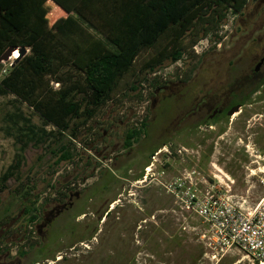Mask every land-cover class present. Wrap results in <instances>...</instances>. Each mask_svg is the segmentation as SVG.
I'll list each match as a JSON object with an SVG mask.
<instances>
[{"label": "rangeland", "instance_id": "1", "mask_svg": "<svg viewBox=\"0 0 264 264\" xmlns=\"http://www.w3.org/2000/svg\"><path fill=\"white\" fill-rule=\"evenodd\" d=\"M247 1L242 16L229 10L208 34L200 31L195 37L173 30L142 52L130 74L119 82L112 101L92 120L72 122L79 129L75 138L68 131L64 138L55 135L45 144H29L20 172L0 192V263L213 264L206 257L207 226L181 213L160 183L200 174L229 188L239 205L264 204V96H254L243 113L234 114L226 134L211 124L190 129L194 120L178 127V106L184 102L179 94L187 90L158 104L152 102L159 85L180 76L197 77L184 97L192 100L204 83L229 75L234 42L227 44V57L221 46L240 29L239 18L244 19L259 0ZM112 4L84 0L77 13L115 33L120 21L109 14ZM54 9L61 15L45 30L67 16ZM100 9L105 11L103 18ZM203 26L199 23L198 28ZM118 31L120 37L124 30ZM177 47L183 50L177 63L163 59ZM51 87L59 89L60 84L53 82ZM15 108L37 127L46 126L15 96L0 97V176L20 152L21 143L6 133L3 121ZM134 129H140L141 135L126 148V136ZM46 131L56 130L47 126ZM62 144L72 154L70 161L58 162L60 155L53 154ZM33 216L37 218L31 222ZM217 264L253 263L244 253L234 252Z\"/></svg>", "mask_w": 264, "mask_h": 264}, {"label": "trees", "instance_id": "2", "mask_svg": "<svg viewBox=\"0 0 264 264\" xmlns=\"http://www.w3.org/2000/svg\"><path fill=\"white\" fill-rule=\"evenodd\" d=\"M80 1L84 0L0 2V58L10 47L29 50L0 81V97L15 96L18 103L26 104L40 115L46 125L37 127L19 108L4 115L6 133L15 137L21 146L15 162L0 176V192L20 172L23 152L29 144H45L55 135L64 138L68 131L75 138L79 129L78 125L72 127V122L92 120L112 101L119 82L130 74L142 52L154 48L163 36L173 30L179 29L195 37L200 31L208 34L212 24L222 23L229 10L240 15L248 2L110 0L113 4L108 5L109 14L113 21H120L118 30H124L118 37L120 31L117 29L113 33L107 25L77 13ZM54 5L67 13L74 11L77 14L68 15L45 30L53 21L45 9ZM99 12L100 18L105 17L104 9ZM199 23L204 25L203 29L198 28ZM94 30L99 34L94 35ZM182 57L183 50L177 47L163 59L177 63ZM1 68L0 64V72ZM53 82L60 84V88L54 90L51 87ZM47 126H53L55 133L46 131ZM141 132L134 129L128 133L126 148L132 146ZM53 154L60 155L58 162L72 158L64 144ZM36 218L33 216L30 221L34 222Z\"/></svg>", "mask_w": 264, "mask_h": 264}, {"label": "flooded vegetation", "instance_id": "3", "mask_svg": "<svg viewBox=\"0 0 264 264\" xmlns=\"http://www.w3.org/2000/svg\"><path fill=\"white\" fill-rule=\"evenodd\" d=\"M239 21L240 29H235L231 38L221 46V52L227 57V44L234 42L233 49L229 50L228 76L221 77L217 82L210 80L204 83L192 100L184 97L195 83L196 76H180L175 81L157 87L154 93L156 100L152 104H158L160 99L166 101L182 90H187L179 94L184 102L178 106V127L194 120L190 129L211 124V128L218 126L226 134L228 121L235 116H229L228 113L240 106L236 112L239 115L254 96H264V0H259L250 12H246L245 18L240 17Z\"/></svg>", "mask_w": 264, "mask_h": 264}, {"label": "built area", "instance_id": "4", "mask_svg": "<svg viewBox=\"0 0 264 264\" xmlns=\"http://www.w3.org/2000/svg\"><path fill=\"white\" fill-rule=\"evenodd\" d=\"M15 58L12 56L2 65L0 81ZM160 184L181 213L197 217L207 226L204 239L208 246L206 257L211 263L217 264L234 252L244 253L253 264L264 259L263 203L256 207L239 205L233 201L229 188L200 174L196 178L191 174L174 177Z\"/></svg>", "mask_w": 264, "mask_h": 264}, {"label": "water", "instance_id": "5", "mask_svg": "<svg viewBox=\"0 0 264 264\" xmlns=\"http://www.w3.org/2000/svg\"><path fill=\"white\" fill-rule=\"evenodd\" d=\"M18 53L17 54V57L15 59H13L10 67L11 68H14L18 63L19 61L24 58L29 50L27 48H16V47H10L9 49H7V51L1 56L0 58V64L1 65H4L6 64L7 62L10 61L11 57L13 56L14 53ZM240 110V106L238 107H235L234 109H232L228 114L229 116H232L234 115L236 112H238Z\"/></svg>", "mask_w": 264, "mask_h": 264}, {"label": "crops", "instance_id": "6", "mask_svg": "<svg viewBox=\"0 0 264 264\" xmlns=\"http://www.w3.org/2000/svg\"><path fill=\"white\" fill-rule=\"evenodd\" d=\"M81 2V1H80ZM83 2V1H82ZM82 2L80 3V5L82 4ZM56 6L54 5V6H47V8H50V10H48V11H46L47 12V14H49L50 16H51V18H53V20H54V18H56V16H60L61 14H59V12H57V11H55V8ZM57 9H58V7H56ZM60 9V8H59ZM60 10H62V9H60ZM62 11H64V14H66L67 16L68 15H72L73 13H74V11H70V12H68V13H66V11L65 10H62ZM61 12V11H60ZM76 14V13H75ZM66 16V17H67ZM65 17V18H66ZM60 18H62V17H60ZM88 18V17H87ZM64 19V18H63ZM90 19V18H89Z\"/></svg>", "mask_w": 264, "mask_h": 264}, {"label": "bare ground", "instance_id": "7", "mask_svg": "<svg viewBox=\"0 0 264 264\" xmlns=\"http://www.w3.org/2000/svg\"><path fill=\"white\" fill-rule=\"evenodd\" d=\"M14 54H15V53H14ZM14 54H13V57H17V54H18V53H17L16 55H14ZM147 171H151V169L149 168V169H147ZM141 182H144V181H141ZM141 182H138V183H141ZM116 203H117V201L111 205V209H115V207H116L115 204H116ZM58 260H60V258H58ZM260 264H264V260L261 261Z\"/></svg>", "mask_w": 264, "mask_h": 264}]
</instances>
